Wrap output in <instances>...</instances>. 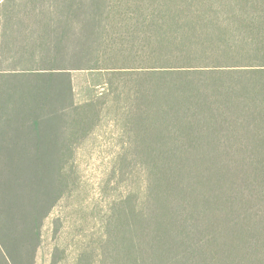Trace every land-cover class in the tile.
Here are the masks:
<instances>
[{
  "label": "trees",
  "instance_id": "trees-1",
  "mask_svg": "<svg viewBox=\"0 0 264 264\" xmlns=\"http://www.w3.org/2000/svg\"><path fill=\"white\" fill-rule=\"evenodd\" d=\"M77 1L59 0L71 10ZM86 4L111 10L112 104L125 103V129L143 137L129 141L143 194L115 209L106 233L122 261L264 264V0ZM67 88L71 105L88 103H75L70 80ZM241 129L252 137L221 141ZM28 231L26 243L39 238L38 223ZM0 258L18 263L1 237Z\"/></svg>",
  "mask_w": 264,
  "mask_h": 264
},
{
  "label": "rangeland",
  "instance_id": "rangeland-1",
  "mask_svg": "<svg viewBox=\"0 0 264 264\" xmlns=\"http://www.w3.org/2000/svg\"><path fill=\"white\" fill-rule=\"evenodd\" d=\"M87 1L71 10L59 0H0V237L19 264H125L106 233L115 209L143 194L142 157L129 142L143 137L134 123L125 129V103L112 104L111 10ZM69 80L72 99L87 104H70ZM248 129L220 139L252 137ZM37 223L39 238L26 243Z\"/></svg>",
  "mask_w": 264,
  "mask_h": 264
}]
</instances>
